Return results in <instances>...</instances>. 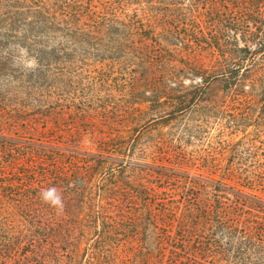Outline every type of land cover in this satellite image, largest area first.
I'll use <instances>...</instances> for the list:
<instances>
[{
  "label": "trees",
  "instance_id": "1",
  "mask_svg": "<svg viewBox=\"0 0 264 264\" xmlns=\"http://www.w3.org/2000/svg\"><path fill=\"white\" fill-rule=\"evenodd\" d=\"M231 1L179 0L209 11V33L184 24L170 31L176 50L167 52L180 51L184 66L202 69L191 57L209 49L238 104L264 110V0H251L253 10ZM141 3L152 0H0V77L34 92L50 86L60 58L70 55L58 39L84 44L99 36L117 57L153 58L150 30L136 27L147 23L123 15ZM29 58L33 68L24 66ZM6 130L0 125V264H264V200L225 185L215 186L213 200L202 199L198 180L164 166H133L132 178L127 142L113 144V136L98 141L96 154L64 159L56 151L48 164L26 165L33 144Z\"/></svg>",
  "mask_w": 264,
  "mask_h": 264
},
{
  "label": "rangeland",
  "instance_id": "2",
  "mask_svg": "<svg viewBox=\"0 0 264 264\" xmlns=\"http://www.w3.org/2000/svg\"><path fill=\"white\" fill-rule=\"evenodd\" d=\"M242 1L253 10L251 0H232L230 6H241ZM186 3L152 0L123 12L147 23L136 27L138 33L150 30L147 43L155 47L153 58L125 53L117 57L99 36L85 37L84 44L58 39L70 55L60 58L50 86L34 92L0 77L4 135L37 147L32 145L36 151L26 165H32L31 160L48 164L56 151L64 159L75 151L96 154L98 141L113 136V144L118 139L127 142L133 164L126 174L132 178L137 174L133 166H164L198 180L202 199L213 200L217 185H225L231 194L237 190L264 200V110L238 104L226 68L214 63L209 49H197L191 57L202 61V69L184 66L180 51L167 52L176 50L170 45L175 43L170 31H180L184 24L209 33V11ZM156 17L168 21L159 25ZM236 37L242 46L240 34ZM31 62L29 58L24 66L33 68Z\"/></svg>",
  "mask_w": 264,
  "mask_h": 264
},
{
  "label": "clouds",
  "instance_id": "3",
  "mask_svg": "<svg viewBox=\"0 0 264 264\" xmlns=\"http://www.w3.org/2000/svg\"><path fill=\"white\" fill-rule=\"evenodd\" d=\"M54 191H55V189L49 190L47 193L44 194V198L47 200V199L53 197ZM52 203L53 204H59L60 199L55 197L54 199H52Z\"/></svg>",
  "mask_w": 264,
  "mask_h": 264
}]
</instances>
